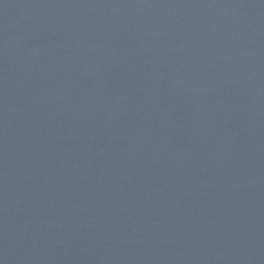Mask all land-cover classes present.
I'll use <instances>...</instances> for the list:
<instances>
[{
	"label": "water",
	"instance_id": "obj_1",
	"mask_svg": "<svg viewBox=\"0 0 264 264\" xmlns=\"http://www.w3.org/2000/svg\"><path fill=\"white\" fill-rule=\"evenodd\" d=\"M0 264H264V0H0Z\"/></svg>",
	"mask_w": 264,
	"mask_h": 264
}]
</instances>
